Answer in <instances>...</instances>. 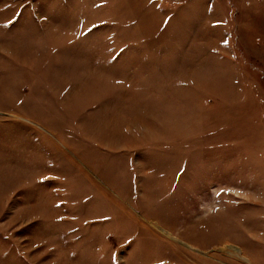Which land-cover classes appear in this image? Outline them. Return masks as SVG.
<instances>
[{"label":"rangeland","instance_id":"374dc122","mask_svg":"<svg viewBox=\"0 0 264 264\" xmlns=\"http://www.w3.org/2000/svg\"><path fill=\"white\" fill-rule=\"evenodd\" d=\"M0 264H264V0H0Z\"/></svg>","mask_w":264,"mask_h":264},{"label":"snow or ice","instance_id":"6c2138e0","mask_svg":"<svg viewBox=\"0 0 264 264\" xmlns=\"http://www.w3.org/2000/svg\"><path fill=\"white\" fill-rule=\"evenodd\" d=\"M9 23H11V21H9Z\"/></svg>","mask_w":264,"mask_h":264}]
</instances>
